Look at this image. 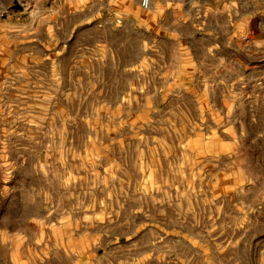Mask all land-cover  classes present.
Wrapping results in <instances>:
<instances>
[{
  "label": "rangeland",
  "instance_id": "rangeland-1",
  "mask_svg": "<svg viewBox=\"0 0 264 264\" xmlns=\"http://www.w3.org/2000/svg\"><path fill=\"white\" fill-rule=\"evenodd\" d=\"M140 1L0 0V264H264V34Z\"/></svg>",
  "mask_w": 264,
  "mask_h": 264
},
{
  "label": "crops",
  "instance_id": "crops-1",
  "mask_svg": "<svg viewBox=\"0 0 264 264\" xmlns=\"http://www.w3.org/2000/svg\"><path fill=\"white\" fill-rule=\"evenodd\" d=\"M201 2H212L214 9L211 10V15L217 18L214 21H210V24H207L211 27H216L213 32L217 31L222 33V30H225V33H232L233 31V17L234 14L245 16V21H242V24H245V36L249 33H254V29L258 28V33L264 34V0H200ZM238 4V7L235 5ZM224 25V26H223ZM199 27H203V24L200 23ZM202 30H205L202 28ZM212 31V29H210ZM251 43H256L259 46H264V39L260 40H248L245 38V48L249 47ZM231 45L221 44L219 47H230Z\"/></svg>",
  "mask_w": 264,
  "mask_h": 264
},
{
  "label": "built area",
  "instance_id": "built-area-1",
  "mask_svg": "<svg viewBox=\"0 0 264 264\" xmlns=\"http://www.w3.org/2000/svg\"><path fill=\"white\" fill-rule=\"evenodd\" d=\"M140 4L143 8H148L149 7V0H141Z\"/></svg>",
  "mask_w": 264,
  "mask_h": 264
}]
</instances>
